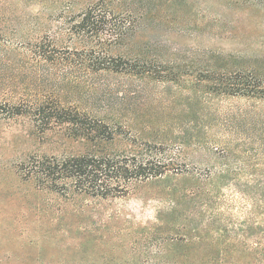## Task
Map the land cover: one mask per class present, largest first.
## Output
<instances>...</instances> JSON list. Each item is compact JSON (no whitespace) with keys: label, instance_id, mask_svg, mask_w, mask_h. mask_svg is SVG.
Listing matches in <instances>:
<instances>
[{"label":"rangeland","instance_id":"1","mask_svg":"<svg viewBox=\"0 0 264 264\" xmlns=\"http://www.w3.org/2000/svg\"><path fill=\"white\" fill-rule=\"evenodd\" d=\"M180 6L187 13L184 23L149 19L140 29L152 26L155 32L140 30L130 45L148 57L158 54L153 63L158 69L169 68L158 62L165 55L175 70L188 72L177 79L92 75L84 67L39 66L27 59L9 98L22 96L32 106L60 101L118 123L115 148L156 145L186 171L214 178V185L185 211L175 210L177 199L162 194L161 182L142 183L115 199L65 197L23 179L15 165L29 153L78 154L90 144L54 121L0 115V264H205L204 259L222 258L264 264V99L209 93L198 74L207 65L234 61L233 67L240 52L264 55V16L247 6L233 15L237 33L207 31L200 14ZM80 9L74 5L68 14ZM40 17L44 28L54 27L51 34L63 24L47 14ZM110 46L115 56L129 51L119 43ZM205 46L217 50L215 57L206 56ZM184 212L188 223H181Z\"/></svg>","mask_w":264,"mask_h":264},{"label":"trees","instance_id":"2","mask_svg":"<svg viewBox=\"0 0 264 264\" xmlns=\"http://www.w3.org/2000/svg\"><path fill=\"white\" fill-rule=\"evenodd\" d=\"M183 4L190 7L193 15H201L207 31L237 33L238 19L233 15L240 14L247 6H252L254 14L264 16V0H0V115L4 119L31 115L37 123L46 125L54 121L57 126H66L75 138L90 144L89 151L78 154H27L15 165L23 179L34 180L38 188L65 197L86 195L101 200L129 196L142 183L161 182L162 194L177 199V211H185L184 207L195 203V197L214 185V178L186 171L185 164L173 161L156 145L144 143L130 151L115 148L118 132L114 126H121L118 123H109L60 101L47 106L35 101L32 106L22 96L9 98L15 79L20 80L25 67L22 61L27 59L39 66L49 63L72 70L84 67L92 75L110 71L177 79L188 72L175 70L165 55L158 62L170 66L158 69L153 65L158 54L148 57L130 45L140 30L147 28L149 33L155 32L152 26L140 29L149 19H160L166 25L184 23L187 13L180 6ZM61 5H64L62 9ZM74 5H81V9L71 16L68 13ZM196 6L200 7L199 11ZM56 10L60 11L58 15L54 14ZM41 13L50 15L52 22L63 20L62 25H56L57 33L51 34L54 27L41 25ZM41 28L46 30L42 34L37 32ZM72 41L77 46L71 47ZM113 43L125 45L129 51L115 56L110 52ZM204 50L206 56L215 57L217 50L208 46ZM218 54L220 59H226L224 52ZM239 54L233 67L234 61L215 68L207 65L198 71L201 79L207 81L206 91L264 99V55ZM165 71L167 75H162ZM180 218L181 223H188L185 212ZM159 220L168 222L160 217ZM202 261L257 264L254 258Z\"/></svg>","mask_w":264,"mask_h":264}]
</instances>
